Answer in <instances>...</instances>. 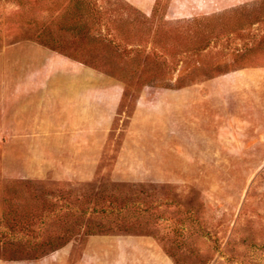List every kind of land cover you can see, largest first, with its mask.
Listing matches in <instances>:
<instances>
[{"label":"rangeland","instance_id":"1","mask_svg":"<svg viewBox=\"0 0 264 264\" xmlns=\"http://www.w3.org/2000/svg\"><path fill=\"white\" fill-rule=\"evenodd\" d=\"M25 40L104 92L60 174L32 161L44 176L6 182L1 257L67 244L79 264L106 233L147 236L172 264H264V114L244 74L264 66V0H0V51Z\"/></svg>","mask_w":264,"mask_h":264},{"label":"crops","instance_id":"2","mask_svg":"<svg viewBox=\"0 0 264 264\" xmlns=\"http://www.w3.org/2000/svg\"><path fill=\"white\" fill-rule=\"evenodd\" d=\"M86 68L34 40L19 41L0 51V219L6 207V182L44 176V168L31 167L32 161L51 160L52 174H60V144L70 142L72 129L86 127L88 105L94 108L101 103L104 90L88 89ZM77 71L82 74L80 81L84 87H76ZM244 74L247 89L260 97L264 114V66L245 68ZM116 96L113 99L112 95V106L117 102ZM65 255H71L67 244L34 259L0 256V264H65ZM79 264L172 261L147 236L95 233L88 235V246Z\"/></svg>","mask_w":264,"mask_h":264}]
</instances>
